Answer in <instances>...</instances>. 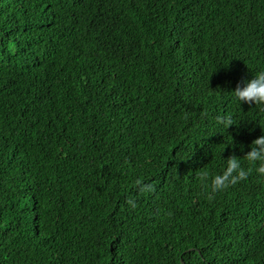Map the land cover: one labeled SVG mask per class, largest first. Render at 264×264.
<instances>
[{"label":"trees","instance_id":"1","mask_svg":"<svg viewBox=\"0 0 264 264\" xmlns=\"http://www.w3.org/2000/svg\"><path fill=\"white\" fill-rule=\"evenodd\" d=\"M261 70L264 0H0V264H264Z\"/></svg>","mask_w":264,"mask_h":264},{"label":"clouds","instance_id":"2","mask_svg":"<svg viewBox=\"0 0 264 264\" xmlns=\"http://www.w3.org/2000/svg\"><path fill=\"white\" fill-rule=\"evenodd\" d=\"M239 102L264 106V70L256 73L251 79L245 80L242 85H238L233 91ZM221 123L226 128L233 125L231 116L220 118ZM251 150L245 155L247 161L255 165L258 174H264V135L254 139L250 145ZM252 168H245L241 159L232 154L226 158L223 170L211 177L212 191L218 192L227 189L230 185L236 184L240 180H246ZM209 174L205 172L203 178L207 181Z\"/></svg>","mask_w":264,"mask_h":264}]
</instances>
